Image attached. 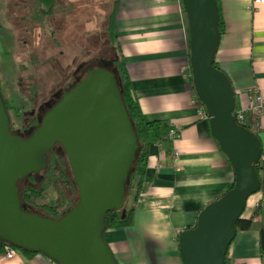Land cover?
Wrapping results in <instances>:
<instances>
[{"label":"water","instance_id":"1","mask_svg":"<svg viewBox=\"0 0 264 264\" xmlns=\"http://www.w3.org/2000/svg\"><path fill=\"white\" fill-rule=\"evenodd\" d=\"M189 31L192 85L209 114L211 134L227 156L232 186L198 212L196 224L179 232L183 264H228L225 254L237 232L247 198L258 191L255 164L262 154L259 135L236 122L235 92L228 75L213 64L219 42L216 0H182ZM43 110L26 137L13 133L0 93V239L38 250L59 264H119L107 243L104 218L123 208L126 184L139 147L116 74L101 62ZM58 145L70 165L78 196L59 217L30 211L19 180L47 166ZM125 209L123 208L122 215Z\"/></svg>","mask_w":264,"mask_h":264},{"label":"crops","instance_id":"2","mask_svg":"<svg viewBox=\"0 0 264 264\" xmlns=\"http://www.w3.org/2000/svg\"><path fill=\"white\" fill-rule=\"evenodd\" d=\"M117 35L144 117L167 123L165 140L152 149L143 187L126 227L107 228L104 236L119 264H183L179 232L193 227L197 211L219 197L234 181L227 156L211 134L209 119L192 102L189 31L182 0H116ZM223 31L215 62L229 77L235 106L245 92L264 98V0H219ZM260 137V189L242 212L254 226L237 230L228 248L232 264H262L260 232L264 222V116ZM257 209V210H256ZM0 264H57L45 253L21 250Z\"/></svg>","mask_w":264,"mask_h":264},{"label":"rangeland","instance_id":"3","mask_svg":"<svg viewBox=\"0 0 264 264\" xmlns=\"http://www.w3.org/2000/svg\"><path fill=\"white\" fill-rule=\"evenodd\" d=\"M13 2L4 0L0 4V82L8 100L21 106L19 112H24V119L14 124L16 129L21 125L26 133V126L33 119L41 121L46 109L45 105L41 109L44 100L59 87L70 88L81 79L85 65L97 66L99 58L114 55L115 47L109 40L104 17L112 7V0H57L58 11L37 23L25 17L26 6ZM114 10L116 13V2ZM116 41L120 48L117 37L115 44ZM11 112L14 114V110ZM47 194L51 200L57 198L54 190Z\"/></svg>","mask_w":264,"mask_h":264},{"label":"trees","instance_id":"4","mask_svg":"<svg viewBox=\"0 0 264 264\" xmlns=\"http://www.w3.org/2000/svg\"><path fill=\"white\" fill-rule=\"evenodd\" d=\"M216 1L219 10V0ZM3 2L4 0H1L0 4H3ZM13 3L15 5L26 6L28 14H25V17L33 19V22L35 23L44 21L49 17V15L57 12L59 8L57 0H14ZM114 4L115 0H112V7L110 8L109 12H106V15L104 17H106V21L108 22V37L109 40L113 42L115 53L114 55L109 54L105 58H99L98 62H103L102 64H106V68L111 69L116 74L121 95L125 102L128 114L134 124L135 131L138 135L139 147L136 151V157L131 166L126 184L127 200L131 196L134 199L138 197L145 181L149 155L151 151H153L152 149L156 147V144L160 141L165 140L168 136L166 134L168 125L164 120H148L144 117L142 107L139 102V97L134 90L125 59L123 55L120 54V48L117 41L115 44V38L117 37V35L115 33ZM220 18L221 17L219 11L218 28L221 33L223 31V28ZM7 51L8 49L5 48V53ZM213 64L218 67L215 59L213 61ZM4 87L5 86L0 82V93L2 95L9 116L10 129L13 133L20 134L23 137L25 135L27 136L35 128L34 126L31 127L30 125L33 122L38 124L39 118H37L38 120L33 119V121L29 123L30 125L28 124L26 126V128L28 129V132L26 131V133L25 131H23L21 125L19 129H16L14 122L20 123L21 120L24 119V112L20 113L19 110L22 109L21 106L13 105L10 100H8L4 91ZM33 88L34 87H32L31 90H33ZM68 88L59 87L54 93H52L53 95L49 96L47 100L43 101L41 109L44 108V105L46 108L53 105L59 99L60 94ZM31 92L34 94L33 91ZM54 94H56L57 96H54ZM32 102L33 104L35 103L34 100ZM11 110H14V114H12ZM30 111H32V109ZM258 135L260 137V132H258ZM255 166L257 167V170L260 174V162L258 161ZM18 185L20 187L21 200L26 205L27 209L40 213L44 216H51L55 218L59 217L74 204L78 196V191L75 182L73 181L72 171L67 157L64 150L62 148H58V145L53 147L48 153L47 166L45 169L40 171V176L32 173L31 175L27 176V178L19 180ZM50 190L55 191V193L57 194V198L53 200L49 199V195L47 193ZM123 208L125 209L124 215H122ZM123 208L110 209L107 211L104 218L105 229L126 227L131 223L134 207L128 206L127 202L125 201ZM199 210L197 211V214ZM195 224L193 226H195ZM236 224L237 230L250 229L254 226L252 217L244 216H240ZM258 228L260 232V250L262 264H264V222H260ZM10 245L15 246L0 239V253H3V251H5L6 249V246ZM20 250L29 255L38 252V250H28L22 248H20ZM225 260L228 264H232L228 257V250L225 254Z\"/></svg>","mask_w":264,"mask_h":264},{"label":"built area","instance_id":"5","mask_svg":"<svg viewBox=\"0 0 264 264\" xmlns=\"http://www.w3.org/2000/svg\"><path fill=\"white\" fill-rule=\"evenodd\" d=\"M254 2H261L263 0H253ZM189 68L190 65H188ZM185 77L190 80L192 85V72L191 69L186 73ZM194 90V88H193ZM239 106H235L233 110L234 118L236 122L244 125L250 130L256 132L261 131L262 129V117L264 116V98L260 92L249 90L244 94V100ZM193 103H196L198 108V113L204 118H209V114L206 110L205 105L199 100L198 96L194 91V98L192 99ZM263 158L261 157L259 162ZM261 163V162H260ZM20 251V248L17 246H6L4 251V256L6 258L14 256L17 252Z\"/></svg>","mask_w":264,"mask_h":264},{"label":"flooded vegetation","instance_id":"6","mask_svg":"<svg viewBox=\"0 0 264 264\" xmlns=\"http://www.w3.org/2000/svg\"><path fill=\"white\" fill-rule=\"evenodd\" d=\"M101 63H102V62H101ZM85 66H86V65H85ZM43 109H44V108H43ZM43 109H42V110H43ZM27 136H28V135H27ZM24 137H26V135H25Z\"/></svg>","mask_w":264,"mask_h":264},{"label":"bare ground","instance_id":"7","mask_svg":"<svg viewBox=\"0 0 264 264\" xmlns=\"http://www.w3.org/2000/svg\"><path fill=\"white\" fill-rule=\"evenodd\" d=\"M190 65V64H189Z\"/></svg>","mask_w":264,"mask_h":264}]
</instances>
